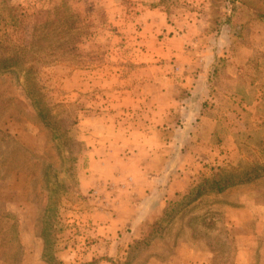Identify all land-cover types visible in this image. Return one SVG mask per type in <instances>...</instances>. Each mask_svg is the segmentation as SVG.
I'll return each mask as SVG.
<instances>
[{"label": "rangeland", "instance_id": "1", "mask_svg": "<svg viewBox=\"0 0 264 264\" xmlns=\"http://www.w3.org/2000/svg\"><path fill=\"white\" fill-rule=\"evenodd\" d=\"M35 28L52 39L22 70L0 71V264H240L250 242L264 264V0H0L2 50L29 54ZM199 74L217 93L204 124L191 97ZM160 89L177 94L178 113L157 136ZM142 136L166 138L169 158L150 164L168 171L161 184L182 174L187 190L162 192L154 214L145 203L139 237L110 220L113 185L79 186L95 150L119 174Z\"/></svg>", "mask_w": 264, "mask_h": 264}, {"label": "crops", "instance_id": "2", "mask_svg": "<svg viewBox=\"0 0 264 264\" xmlns=\"http://www.w3.org/2000/svg\"><path fill=\"white\" fill-rule=\"evenodd\" d=\"M189 80L190 77L183 79L184 84L182 87H184V89L186 88V83L189 82ZM205 81H208L205 75L199 74L193 77V82L191 83V97H195L194 102L197 103V108L200 106V112L197 111V115L194 116L196 117L195 121L198 119L203 122V124L207 121L206 117H204V113L210 106V103H207L208 107H206L207 99L212 102L211 97L217 96L216 92L214 94V89L211 90V87L209 86L210 84ZM162 91L163 89H160L159 93L156 95L160 101L158 103L160 106L156 107L158 119L157 123L156 120H153L155 122L153 127H155V129L161 127V129L163 128L168 130L173 128L176 124L178 111H176L175 104L177 94L172 93V95L165 97ZM185 96H188V94L186 93ZM196 97H198V100ZM189 120L191 121L192 117L187 115L186 118L184 117V121H182L181 124L184 123L183 126L186 127L188 122H190ZM155 133L157 136H160L161 131L157 129ZM141 138V142L135 141L136 146L129 147L128 153L122 155L125 159L135 161L131 164L132 167L130 165L126 168V171H122L119 174L109 171L108 168L111 162L108 161V155L104 154L105 156L103 157V155L100 154L102 155L100 156L95 150L96 153L94 155L96 157L91 156L89 159V172L81 178L79 186L81 192L84 193L89 190V188L94 186L98 187L96 188L97 190H100V183H109L113 185L112 195L109 198L106 197V205H108V207L110 206V208H118L119 215L115 217V214L112 212H107L109 214V218L121 227L131 225L133 230H137L138 227L140 228L146 223L143 212L141 211L145 203L147 204L148 202V205H150V211L154 214V212H160L166 205L165 201L168 198H164L163 195H161L162 192L164 193L165 191L166 194L174 195L177 192L180 193L187 190V186H185V184H187L185 178H183L184 183L180 179L182 174H177L175 171L173 174L179 176L178 178H175L174 181H170L168 185L166 182L161 184L164 175L168 171L162 169V166H151L150 164V162L155 160L163 159V161H165L167 156L169 158L171 153H168V148L170 147H166V138H163L164 141L160 139V137L157 140L152 137L149 138L148 136H142ZM169 138H171L170 135ZM142 142L143 144H141ZM162 142L165 144L163 145V149L161 145ZM156 144H158V146L154 147ZM184 155V151H179L178 155L175 157L172 155L170 158H177L178 156L183 158ZM105 168H107L106 173L104 172ZM118 184H122V190H120V192L123 195H120L119 191L115 192V190L119 189H116L115 187ZM159 186L167 187V190L159 189ZM154 201L156 203H154ZM120 210L122 212H120ZM260 221L261 220L258 222ZM137 232L139 237H141L142 235L140 232L142 231L137 230ZM248 236L249 238H246V240L258 239L257 237H252L251 235ZM252 248H255V244L253 242L246 244L243 243L241 245L238 251L240 264H254L251 257ZM161 249H164L163 244ZM257 256H262V252L258 251Z\"/></svg>", "mask_w": 264, "mask_h": 264}, {"label": "trees", "instance_id": "3", "mask_svg": "<svg viewBox=\"0 0 264 264\" xmlns=\"http://www.w3.org/2000/svg\"><path fill=\"white\" fill-rule=\"evenodd\" d=\"M2 22H5V19H1ZM38 30L35 28L33 30L32 33V41L30 44V48H29V54H25L23 52H16L15 54L9 55L10 54V48L5 47L3 50V45L0 42V71H8V70H14V69H21L20 66L22 64V56L25 55H33V49L35 48V46H40L41 43L43 42L42 40H48V39H52V35H49L48 32H46V34L44 35H40L38 34ZM62 34L64 33L63 31L61 32ZM56 37H59V35H56ZM1 39V37H0ZM7 44V43H5ZM43 44V43H42ZM19 53V54H18ZM25 64V63H23ZM26 64H29L30 66L36 65L37 62L36 61H32L30 60L29 62H27ZM22 70V69H21ZM32 73V69H29L25 72V81H27V83H29L30 81V76ZM30 86V85H29ZM34 88H36V84H32L31 85ZM27 96L30 98L31 103L33 108L35 109V111L38 114L39 119L41 120V122L43 123L44 126L50 128L54 133L55 136H59L55 130V127L52 123L53 118L49 115V113H47L45 107L43 106V101H41V96L37 93H34V91H29L27 90ZM57 134V135H56ZM250 181V180H249ZM215 184V183H214ZM217 187L216 191L220 192L223 191V189H221L218 185V183L215 185ZM206 188H202V190H204ZM208 190V189H206ZM212 191V190H211ZM202 191L199 189L197 191V193H201ZM43 240L46 243V236H43ZM48 246V245H47Z\"/></svg>", "mask_w": 264, "mask_h": 264}]
</instances>
